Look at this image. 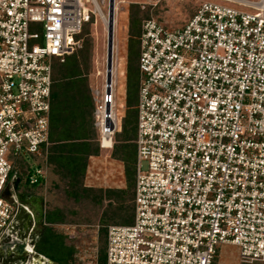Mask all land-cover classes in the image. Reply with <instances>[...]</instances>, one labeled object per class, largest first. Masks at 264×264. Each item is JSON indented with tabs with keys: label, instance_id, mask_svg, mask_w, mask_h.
Masks as SVG:
<instances>
[{
	"label": "built area",
	"instance_id": "2783aa9c",
	"mask_svg": "<svg viewBox=\"0 0 264 264\" xmlns=\"http://www.w3.org/2000/svg\"><path fill=\"white\" fill-rule=\"evenodd\" d=\"M108 1L0 0V244L17 211L11 153L47 164L53 62L82 48ZM153 10L139 37L134 220L107 226L106 264H215L219 244L264 264V0H203L176 29ZM105 92L95 126L113 149Z\"/></svg>",
	"mask_w": 264,
	"mask_h": 264
},
{
	"label": "rangeland",
	"instance_id": "374dc122",
	"mask_svg": "<svg viewBox=\"0 0 264 264\" xmlns=\"http://www.w3.org/2000/svg\"><path fill=\"white\" fill-rule=\"evenodd\" d=\"M152 3L155 0H151ZM203 0H162L157 6L149 5L150 0H117L118 13L115 17L114 47H115V110L120 119V129L122 130V118L126 112V83H127V55L129 42V10L132 3L138 2L146 4L153 10V16L171 29L184 26L193 15L199 4ZM106 16H109V1L101 5ZM104 14V15H105ZM90 38H92L91 62L89 69V82L93 101L94 129L97 133V141L100 143V131L95 126V112L99 105H103V94L105 92L107 78V57H108V27L103 17H96L90 26ZM83 44V42H82ZM116 44V45H115ZM132 52L136 55L134 63H139V42L134 41ZM118 59V61H117ZM121 65V66H120ZM118 71V72H117ZM135 70H133L134 72ZM119 75H118V74ZM134 78H135V74ZM95 90H100L99 102L95 99ZM138 99H136V104ZM120 130V131H121ZM119 131V130H118ZM114 139L116 141V134ZM113 149L101 148L100 154L92 156L89 161L88 173L85 183L92 187H119L126 188V177L124 162L112 156ZM15 163V170L12 173V180L16 173L22 177V188L28 187L32 192L40 191L46 195L47 211L60 212L64 216L63 222L46 223V229L52 227L57 235H62L66 247L73 249V257L68 262L70 250L62 247L61 238L47 235L45 240L40 241L38 250L53 257L56 260L68 264H99V253L101 242L99 240L101 229L105 232L110 224H130L131 220L119 221L111 217L106 200L102 205L82 204L71 200L66 192L67 185L59 174L54 172L52 165H42L43 159L33 153L15 154L14 150L10 156ZM135 158V156H134ZM43 167L46 174L45 179L37 174L38 168ZM38 175L39 180L31 184L29 176ZM114 202V201H113ZM76 213H72V211ZM46 232V231H45ZM49 232V231H48ZM106 246V244H105ZM215 264H248L241 262V252L239 247L230 244L217 245V256ZM261 264V263H253Z\"/></svg>",
	"mask_w": 264,
	"mask_h": 264
},
{
	"label": "trees",
	"instance_id": "16d2710c",
	"mask_svg": "<svg viewBox=\"0 0 264 264\" xmlns=\"http://www.w3.org/2000/svg\"><path fill=\"white\" fill-rule=\"evenodd\" d=\"M150 7L140 3H132L129 10V42L127 55L126 112L122 118V130L116 134L112 156L124 162L126 188L92 187L85 183L89 161L92 156L100 154V143L94 129L95 103L89 82L92 38L90 26L95 21L84 23L82 31L77 35L83 46L77 52L67 56L64 62L55 59L53 62V86L51 93V126L47 164L52 165L54 172L60 175L67 185V195L74 202L82 204L102 205L107 199L111 217L119 221L131 220L135 213L136 156L137 148L134 140L137 136V104L139 92V63L132 52L134 41L139 42L144 19L150 17ZM121 66V65H120ZM133 70H135L133 72ZM135 78L134 75L135 74ZM135 156V158H134ZM45 164L43 159L42 165ZM19 174V173H18ZM76 213V211H72ZM63 222L64 216L58 211H47V222L57 220ZM100 232L101 242L99 264H106L107 227ZM49 231V232H48ZM61 238V246L70 250L67 261L73 257V249L66 247L62 235H57L52 227H48L40 241L47 235ZM43 253V252H42ZM48 256V255H47ZM49 258L61 263L51 256Z\"/></svg>",
	"mask_w": 264,
	"mask_h": 264
},
{
	"label": "water",
	"instance_id": "95a60500",
	"mask_svg": "<svg viewBox=\"0 0 264 264\" xmlns=\"http://www.w3.org/2000/svg\"><path fill=\"white\" fill-rule=\"evenodd\" d=\"M114 5L109 0L107 93H112L114 58ZM110 113V105L107 109ZM5 195L17 206L11 234L0 244V264H34L36 243L46 231L45 196L35 194L27 187L22 188V177L17 173L13 178V190L7 187ZM33 236L30 241L29 238ZM37 253V252H36Z\"/></svg>",
	"mask_w": 264,
	"mask_h": 264
},
{
	"label": "crops",
	"instance_id": "0c3cea01",
	"mask_svg": "<svg viewBox=\"0 0 264 264\" xmlns=\"http://www.w3.org/2000/svg\"><path fill=\"white\" fill-rule=\"evenodd\" d=\"M33 193L39 194V195H43L40 191H35ZM43 196H45V216H46L45 217L46 218L45 219V222L48 223L47 222V205H46L47 200H46V195H43ZM32 239H33V236H31L29 238L30 241ZM38 244H39V241L36 243V247H35V250H34L35 251V254H36L35 257H33V263L34 264H61V263H59V262H57V261L49 258L46 254L42 253L41 251H39L38 250Z\"/></svg>",
	"mask_w": 264,
	"mask_h": 264
},
{
	"label": "bare ground",
	"instance_id": "6f19581e",
	"mask_svg": "<svg viewBox=\"0 0 264 264\" xmlns=\"http://www.w3.org/2000/svg\"><path fill=\"white\" fill-rule=\"evenodd\" d=\"M102 17H103V19H104V21L106 23V26L108 27V25H109V17L106 16V15H103ZM114 25H115V22H114ZM115 52H116V50H115V47H114V58H113V62H114V64H113V86H112V89L113 90H112V100H111V104H112V111H111L112 118L116 115V110L114 109V106H115L114 87H115V84H116L115 83V80H114L115 75H116V69H115V67H116V64H115ZM117 61H118V59H117ZM105 87H106V85H105ZM105 98H106V92H104V94H103V100H104V102H105ZM103 108H105V107H101L102 110H103ZM111 144H112L111 143V140L109 138H106L105 141H104V145L103 146H104V148H110L111 147Z\"/></svg>",
	"mask_w": 264,
	"mask_h": 264
},
{
	"label": "flooded vegetation",
	"instance_id": "af4514ba",
	"mask_svg": "<svg viewBox=\"0 0 264 264\" xmlns=\"http://www.w3.org/2000/svg\"><path fill=\"white\" fill-rule=\"evenodd\" d=\"M28 188V187H27ZM30 190V189H29Z\"/></svg>",
	"mask_w": 264,
	"mask_h": 264
}]
</instances>
